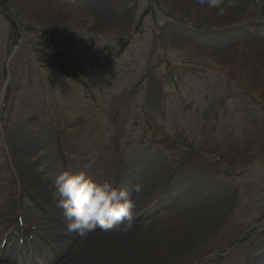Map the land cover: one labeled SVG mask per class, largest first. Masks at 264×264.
<instances>
[{
  "label": "rangeland",
  "instance_id": "1",
  "mask_svg": "<svg viewBox=\"0 0 264 264\" xmlns=\"http://www.w3.org/2000/svg\"><path fill=\"white\" fill-rule=\"evenodd\" d=\"M235 6L0 0V215L42 233L19 164L50 205L61 160L129 172L159 198L147 220L216 219L181 264H264V0Z\"/></svg>",
  "mask_w": 264,
  "mask_h": 264
},
{
  "label": "bare ground",
  "instance_id": "2",
  "mask_svg": "<svg viewBox=\"0 0 264 264\" xmlns=\"http://www.w3.org/2000/svg\"><path fill=\"white\" fill-rule=\"evenodd\" d=\"M251 1L232 0L233 6L227 15L220 16L221 19L231 21L230 11L236 8L235 5ZM241 19L247 24L256 21L253 17ZM263 58V55H258L253 59L255 62L258 59L260 63H264ZM58 163L62 164L61 173L67 171L71 174L83 173L85 176L93 173L90 179L104 180L102 174L92 168L86 170L72 166L70 169L66 167L67 162L61 160ZM17 175L31 183L32 188L28 191L25 187H20L21 197L22 193H26L36 208H45L47 216L45 215L46 221L40 222L42 233L36 232L30 237L32 230L28 224H19L15 219L12 222L0 215V264H181L217 224L216 219L211 218L191 221L190 226L183 222L175 225L169 221L160 225L157 224L156 217L147 220L146 217L154 210L151 202L155 199L158 202L159 198L154 196L151 184L138 186L132 174L127 172L126 179L120 178L113 185L118 191L126 190L133 205L134 219L131 229L124 234L119 230L122 225L107 230L97 227L82 236L68 230L62 209L58 205L48 204L44 186L40 181L42 175H34L28 164H19ZM134 188L136 191H133ZM56 221H59L57 224L60 226L53 225ZM21 239L30 240L31 247L20 249L17 241Z\"/></svg>",
  "mask_w": 264,
  "mask_h": 264
},
{
  "label": "clouds",
  "instance_id": "3",
  "mask_svg": "<svg viewBox=\"0 0 264 264\" xmlns=\"http://www.w3.org/2000/svg\"><path fill=\"white\" fill-rule=\"evenodd\" d=\"M201 7L223 17L233 6L232 0H195ZM56 192L61 197L59 207L68 230L85 235L94 228L119 229L124 234L132 227V203L126 190H117L108 180L95 181L83 173L67 171L58 175ZM133 191H136L134 188Z\"/></svg>",
  "mask_w": 264,
  "mask_h": 264
}]
</instances>
